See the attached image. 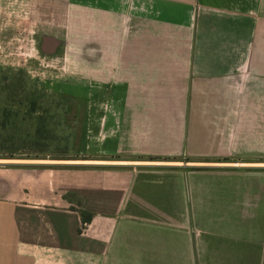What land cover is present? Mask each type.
Wrapping results in <instances>:
<instances>
[{"label":"crops","instance_id":"obj_1","mask_svg":"<svg viewBox=\"0 0 264 264\" xmlns=\"http://www.w3.org/2000/svg\"><path fill=\"white\" fill-rule=\"evenodd\" d=\"M16 54L76 159L0 152V264H264V0H0Z\"/></svg>","mask_w":264,"mask_h":264},{"label":"trees","instance_id":"obj_2","mask_svg":"<svg viewBox=\"0 0 264 264\" xmlns=\"http://www.w3.org/2000/svg\"><path fill=\"white\" fill-rule=\"evenodd\" d=\"M14 74L23 77L24 82L16 85V92L22 94V99H8L3 106L0 152L8 156L24 153L31 157V153L39 156L42 148H49L48 145L70 149L72 130L64 121L68 111L66 102L38 89L23 69H17ZM49 124L56 125V138L44 135Z\"/></svg>","mask_w":264,"mask_h":264},{"label":"rangeland","instance_id":"obj_3","mask_svg":"<svg viewBox=\"0 0 264 264\" xmlns=\"http://www.w3.org/2000/svg\"><path fill=\"white\" fill-rule=\"evenodd\" d=\"M24 52V51H23ZM21 56L17 57L15 60H2L0 61V117L3 110V106L6 105V100L8 99H22V94L16 92V85H21L23 81V77L14 73L17 72V69L22 68L23 60L20 58ZM8 84H10L8 86ZM12 86V87H10ZM13 89V93H12ZM15 91V92H14ZM14 95V98H13ZM3 114V113H2ZM11 118L10 121H12ZM49 129L46 130V136H51L52 138H56V125L49 124ZM49 148H42V159L46 160H60V161H70L76 159L74 155L71 154L70 149H64L62 146H49ZM22 156L23 154H18ZM32 157H34L35 153H31ZM44 172V171H42ZM73 212H78L80 215V220L83 221L86 216V211L79 207L70 208Z\"/></svg>","mask_w":264,"mask_h":264}]
</instances>
